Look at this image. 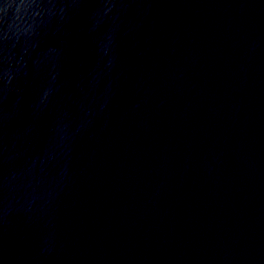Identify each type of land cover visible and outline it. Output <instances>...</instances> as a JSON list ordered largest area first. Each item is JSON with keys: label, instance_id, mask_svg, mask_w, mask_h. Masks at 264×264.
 Returning <instances> with one entry per match:
<instances>
[{"label": "water", "instance_id": "obj_1", "mask_svg": "<svg viewBox=\"0 0 264 264\" xmlns=\"http://www.w3.org/2000/svg\"><path fill=\"white\" fill-rule=\"evenodd\" d=\"M0 264H264V0H0Z\"/></svg>", "mask_w": 264, "mask_h": 264}]
</instances>
